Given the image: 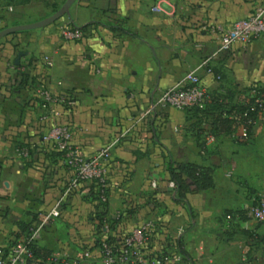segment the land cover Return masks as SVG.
I'll return each instance as SVG.
<instances>
[{"label": "crops", "instance_id": "crops-1", "mask_svg": "<svg viewBox=\"0 0 264 264\" xmlns=\"http://www.w3.org/2000/svg\"><path fill=\"white\" fill-rule=\"evenodd\" d=\"M65 1L0 0V30L44 19ZM262 3L76 0L48 26L2 37L0 247L24 238L73 177L62 154L43 139L47 122L40 117V91L46 83L74 99L70 108L51 104L49 112L54 122L70 126L85 156L110 146L109 199L99 202L94 185L81 183L64 197L60 216L46 225L37 246L72 255L88 249L92 256L81 264H102L103 236L133 233L141 240L136 230L152 220L158 229L147 249L181 256L170 264H264V223L250 215L264 190V106L243 141L234 138L244 126L215 135V117L264 86V39L223 51L219 39L222 29ZM86 24L78 39L61 34L64 26ZM195 69L207 91L204 110L156 105ZM23 71L37 85L22 84ZM210 135L215 141L203 144ZM172 161L208 171L198 180L199 190L183 200L170 179Z\"/></svg>", "mask_w": 264, "mask_h": 264}, {"label": "built area", "instance_id": "built-area-1", "mask_svg": "<svg viewBox=\"0 0 264 264\" xmlns=\"http://www.w3.org/2000/svg\"><path fill=\"white\" fill-rule=\"evenodd\" d=\"M166 3L169 0H159ZM61 34L66 39H78L82 37L83 31L75 27L64 26ZM220 50H229L238 44L264 39V3L258 5L247 17L236 19L231 25L222 29L220 33ZM48 66L53 64L51 57H45ZM208 60L203 61L202 66ZM208 71H211L209 68ZM61 84V82H59ZM41 119L47 122V130L43 139L54 148L63 153L65 163L71 167L73 177L65 194L51 208V210L40 216L28 231L27 235L15 241L11 246L0 247V264H39L32 260V245L41 237L46 225L60 216L61 203L64 197L77 189L81 183L90 182L98 191V200L107 203L109 199L108 166L110 146L104 147L95 154L87 157L73 140V132L66 123H56L52 120L49 112L51 104H65L70 108L75 104L74 99L67 93H54L46 83L40 91ZM207 98V91L197 69L190 71L184 79L174 87L165 90L157 99L156 105L173 107L177 110H188L202 106ZM254 109V107L252 108ZM128 132V129L125 131ZM248 137V131L243 128L242 132L235 136L234 141L240 142ZM215 141L210 135L205 138V144ZM28 155L27 149L19 151ZM250 215L258 222L264 223V190L259 195L256 205L250 209ZM158 229L156 222L152 220L142 223L136 231L142 234L138 240L133 233H127L115 239L103 236L100 243V258L102 264H170L172 260L179 261L181 256L153 253L147 249V242L152 231ZM92 251L84 250L81 255H72L55 252L46 261L48 264H81L82 258H91Z\"/></svg>", "mask_w": 264, "mask_h": 264}, {"label": "trees", "instance_id": "trees-1", "mask_svg": "<svg viewBox=\"0 0 264 264\" xmlns=\"http://www.w3.org/2000/svg\"><path fill=\"white\" fill-rule=\"evenodd\" d=\"M22 2L28 0H21ZM89 24L83 25L78 27L81 30H86ZM74 27V26H72ZM21 83L22 84H31L37 85V81L34 76H30L29 73L26 71L21 72ZM207 100V98H206ZM205 102L202 106L194 107L188 110H204L205 109ZM264 106V86H258L256 88L254 96H252L246 103L240 105H234L231 110L226 112V115L219 114L215 117V135L219 136L222 134H232L236 131L238 126H244L245 129L248 131L255 125V120L257 119V115L259 111L262 110ZM254 107V109H252ZM231 116V117H230ZM205 144V141L204 143ZM30 152V149H29ZM60 154L63 153L59 151ZM169 173L170 179L175 185L176 189V197L178 200H183L187 193L189 192H196L199 190L198 180L204 177H207L208 171L203 167L196 166L191 163H179L172 161L169 165ZM92 194L95 195L97 198L98 191H95V188L92 190ZM105 204V203H103ZM37 221V220H36ZM104 221H102L103 224ZM33 225L29 226L28 231ZM103 231V226L101 227ZM110 240L115 239L113 237L109 238ZM101 243V239L99 240V244ZM177 245L180 246L179 242ZM32 252L33 258L32 260H36L39 264L46 262L50 257L52 252L49 250L39 247L34 243L32 245Z\"/></svg>", "mask_w": 264, "mask_h": 264}, {"label": "water", "instance_id": "water-1", "mask_svg": "<svg viewBox=\"0 0 264 264\" xmlns=\"http://www.w3.org/2000/svg\"><path fill=\"white\" fill-rule=\"evenodd\" d=\"M76 0H66L65 3L60 7L56 12H54L52 15L27 24H19V25H14V26H8L0 30V39L2 37H5L7 35L13 34L18 31H24V30H31V29H37L41 27H46L50 25L51 23L57 21L58 19L61 18L65 13L69 11L70 6L75 2ZM23 53H19L17 59H16V64L20 63V58ZM171 190H174L172 187Z\"/></svg>", "mask_w": 264, "mask_h": 264}, {"label": "rangeland", "instance_id": "rangeland-1", "mask_svg": "<svg viewBox=\"0 0 264 264\" xmlns=\"http://www.w3.org/2000/svg\"><path fill=\"white\" fill-rule=\"evenodd\" d=\"M85 250H86V249H85ZM84 258H85V257H83V259H84ZM83 259H82V260H83ZM88 259H89V258H88ZM81 262H83V261H81Z\"/></svg>", "mask_w": 264, "mask_h": 264}]
</instances>
